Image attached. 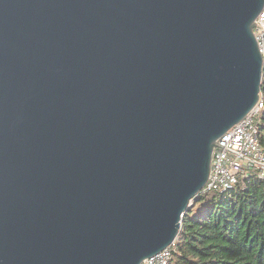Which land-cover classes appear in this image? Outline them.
<instances>
[{
    "label": "water",
    "instance_id": "95a60500",
    "mask_svg": "<svg viewBox=\"0 0 264 264\" xmlns=\"http://www.w3.org/2000/svg\"><path fill=\"white\" fill-rule=\"evenodd\" d=\"M264 0H0V264H140L178 237L256 104Z\"/></svg>",
    "mask_w": 264,
    "mask_h": 264
},
{
    "label": "trees",
    "instance_id": "16d2710c",
    "mask_svg": "<svg viewBox=\"0 0 264 264\" xmlns=\"http://www.w3.org/2000/svg\"><path fill=\"white\" fill-rule=\"evenodd\" d=\"M261 93L258 139L264 148V71ZM168 264H264V181L244 178L225 193L196 195Z\"/></svg>",
    "mask_w": 264,
    "mask_h": 264
},
{
    "label": "built area",
    "instance_id": "2783aa9c",
    "mask_svg": "<svg viewBox=\"0 0 264 264\" xmlns=\"http://www.w3.org/2000/svg\"><path fill=\"white\" fill-rule=\"evenodd\" d=\"M255 24L254 36L264 59V5ZM262 109L260 92L252 109L218 140L211 154L208 178L200 193H225L244 178L255 177L264 181V148L258 139V117ZM171 246L140 264H168Z\"/></svg>",
    "mask_w": 264,
    "mask_h": 264
},
{
    "label": "rangeland",
    "instance_id": "374dc122",
    "mask_svg": "<svg viewBox=\"0 0 264 264\" xmlns=\"http://www.w3.org/2000/svg\"><path fill=\"white\" fill-rule=\"evenodd\" d=\"M196 209V207L194 208V210Z\"/></svg>",
    "mask_w": 264,
    "mask_h": 264
}]
</instances>
